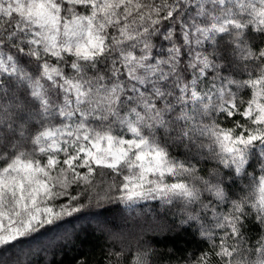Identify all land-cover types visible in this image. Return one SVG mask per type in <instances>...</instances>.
<instances>
[{"label":"snow or ice","instance_id":"obj_1","mask_svg":"<svg viewBox=\"0 0 264 264\" xmlns=\"http://www.w3.org/2000/svg\"><path fill=\"white\" fill-rule=\"evenodd\" d=\"M145 202L202 238L188 264H264V0H0V264L93 203L149 223Z\"/></svg>","mask_w":264,"mask_h":264},{"label":"trees","instance_id":"obj_2","mask_svg":"<svg viewBox=\"0 0 264 264\" xmlns=\"http://www.w3.org/2000/svg\"><path fill=\"white\" fill-rule=\"evenodd\" d=\"M224 75L229 70H222ZM181 155L182 150L174 152ZM147 207L159 208L156 202H148ZM156 213L155 217H163ZM96 218H100L97 221ZM108 219V220H107ZM175 217L169 215L159 223L140 221L133 224L122 206L115 203H95L82 214L66 218L56 226H46L40 233L26 238L23 247H46V251L32 257V264H109L108 257L115 250L128 245H144L150 252L158 253L154 264H188L193 253L200 255L201 237H193L189 229L181 234L168 225ZM178 222V221H177ZM100 223V224H98ZM98 225H103L104 229ZM251 236H258L257 229L252 228ZM60 238V239H59ZM207 242L205 241L204 244ZM11 257L0 249V261ZM114 264V261H113Z\"/></svg>","mask_w":264,"mask_h":264},{"label":"clouds","instance_id":"obj_3","mask_svg":"<svg viewBox=\"0 0 264 264\" xmlns=\"http://www.w3.org/2000/svg\"><path fill=\"white\" fill-rule=\"evenodd\" d=\"M177 149L182 150V148H177L175 146L172 147V151L173 152H176ZM147 203L148 202H145L142 206H140L142 209H148V211L144 213V218L146 220H149L150 218H154L156 213H164L160 209V207L159 208L147 207ZM128 219L131 220L133 224H136V223H139L140 222L138 219H135V218L128 217Z\"/></svg>","mask_w":264,"mask_h":264},{"label":"rangeland","instance_id":"obj_4","mask_svg":"<svg viewBox=\"0 0 264 264\" xmlns=\"http://www.w3.org/2000/svg\"><path fill=\"white\" fill-rule=\"evenodd\" d=\"M98 219H100V218H96V220L95 221H97ZM108 220V219H107ZM98 224H100V223H98ZM100 228H102V229H104L103 227V225H98ZM60 239V238H59Z\"/></svg>","mask_w":264,"mask_h":264}]
</instances>
